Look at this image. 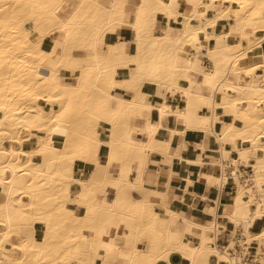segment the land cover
Masks as SVG:
<instances>
[{
  "label": "bare ground",
  "instance_id": "6f19581e",
  "mask_svg": "<svg viewBox=\"0 0 264 264\" xmlns=\"http://www.w3.org/2000/svg\"><path fill=\"white\" fill-rule=\"evenodd\" d=\"M260 218L264 0H0V264H264Z\"/></svg>",
  "mask_w": 264,
  "mask_h": 264
},
{
  "label": "crops",
  "instance_id": "0c3cea01",
  "mask_svg": "<svg viewBox=\"0 0 264 264\" xmlns=\"http://www.w3.org/2000/svg\"><path fill=\"white\" fill-rule=\"evenodd\" d=\"M124 37L127 38L128 35L125 34ZM153 116L156 117V113L155 112H154ZM181 140L182 139L180 137H176L174 139L173 144L175 145V147L177 149L183 148V153H184V155L186 154L185 156H187V157H191L193 155V153L200 152L199 145H201V144H206L210 148L216 147V144L214 143V141H212V139H210L208 136L189 135L186 138V140L184 141L183 147H182V144H181ZM214 156H216V155H214ZM150 167L152 169V174H154V171L158 167H160L163 171H166V169L169 168V164L167 162L161 161L159 157L153 156L151 158V161H150ZM211 168L212 167L206 165L200 171L202 172V175H205L206 173L210 172ZM203 172H205V173H203ZM188 173L192 177H195V175L197 173V166L194 165L193 168L192 167L189 168V167L183 165L182 163H180L178 160H176L174 162V175H175L174 182H180V177L183 176V175H186ZM210 179H211V177H210ZM153 180H154L153 182L160 183V181H159L160 179H158V177L153 178ZM203 184H204L203 180H200L199 183L193 181V185H195V186H193L192 189L194 191H197L198 194H200V193L206 194L207 191L204 189ZM155 186H157V185H155ZM193 205L195 207V210H199V208L202 207V206L204 207L206 205V203L203 202V201H200V200H196V201L193 202ZM179 207H180V210L185 215H190V210H189V207H188L186 202L185 203H181L179 205ZM206 220H209V218L206 217ZM263 227H264V218H260V219H258L255 222V224H254V226L252 227L251 230L254 233H259L262 230ZM221 241L224 242V238H222ZM188 263L189 262H188L187 259H182V261L180 262V264H188Z\"/></svg>",
  "mask_w": 264,
  "mask_h": 264
},
{
  "label": "rangeland",
  "instance_id": "374dc122",
  "mask_svg": "<svg viewBox=\"0 0 264 264\" xmlns=\"http://www.w3.org/2000/svg\"><path fill=\"white\" fill-rule=\"evenodd\" d=\"M125 34L128 35L127 38L124 37ZM119 35H120V38H121L122 40H125V41H127V42H131V40H132V36H131V34H129V33L121 32V33H119ZM129 40H130V41H129ZM147 90H148L150 93H152V95L155 93V92H154L155 89L152 88V87H151V88H148ZM163 93H164L163 90L156 89V95H157V99H158V100L161 99ZM160 94H161V95H160ZM155 113H156V117H157V112L155 111ZM232 188H233V189H232ZM231 191H234V183H232ZM221 242H222V241H221ZM222 243H223V242H222Z\"/></svg>",
  "mask_w": 264,
  "mask_h": 264
},
{
  "label": "built area",
  "instance_id": "2783aa9c",
  "mask_svg": "<svg viewBox=\"0 0 264 264\" xmlns=\"http://www.w3.org/2000/svg\"><path fill=\"white\" fill-rule=\"evenodd\" d=\"M252 258H253L252 256H248L247 259H248V261L250 262V261L252 260Z\"/></svg>",
  "mask_w": 264,
  "mask_h": 264
}]
</instances>
